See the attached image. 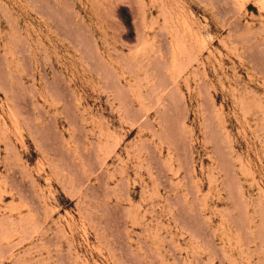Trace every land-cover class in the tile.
<instances>
[{"label": "rangeland", "instance_id": "obj_1", "mask_svg": "<svg viewBox=\"0 0 264 264\" xmlns=\"http://www.w3.org/2000/svg\"><path fill=\"white\" fill-rule=\"evenodd\" d=\"M0 264H264V0H0Z\"/></svg>", "mask_w": 264, "mask_h": 264}, {"label": "bare ground", "instance_id": "obj_2", "mask_svg": "<svg viewBox=\"0 0 264 264\" xmlns=\"http://www.w3.org/2000/svg\"><path fill=\"white\" fill-rule=\"evenodd\" d=\"M161 81V80H160ZM164 85V84H163ZM157 86V85H156ZM164 87V86H163ZM165 88V87H164ZM174 93V92H173ZM170 97H171V95H170ZM176 99V98H175ZM169 101V100H168ZM177 103H178V101H177ZM173 104V103H172ZM177 105V104H176ZM175 108H177V107H175ZM170 112V111H169ZM173 121V120H172ZM175 137V136H174Z\"/></svg>", "mask_w": 264, "mask_h": 264}]
</instances>
